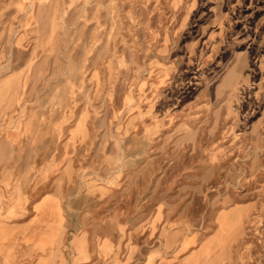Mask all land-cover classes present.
Masks as SVG:
<instances>
[{"label":"rangeland","instance_id":"1","mask_svg":"<svg viewBox=\"0 0 264 264\" xmlns=\"http://www.w3.org/2000/svg\"><path fill=\"white\" fill-rule=\"evenodd\" d=\"M12 77L0 264H264V0H0Z\"/></svg>","mask_w":264,"mask_h":264},{"label":"crops","instance_id":"2","mask_svg":"<svg viewBox=\"0 0 264 264\" xmlns=\"http://www.w3.org/2000/svg\"><path fill=\"white\" fill-rule=\"evenodd\" d=\"M12 83H13V85H0V88H2V90H4V93L2 95H0V96H2V97H0V100H3L8 95L10 89L13 88L14 85H18L17 81L14 77H12ZM40 200H37L36 202H39ZM34 218L35 217L33 216L30 223H28L24 228H22V229L20 228L19 232L24 230L25 228H29V227L31 228V227L38 226L39 222L37 221V219H34ZM63 223H64V221H63ZM63 223H62V225H63ZM61 230H62V228H61ZM90 230H91L90 227L88 228L85 225L84 228L82 229V232L79 233V235H81L82 241L86 240V249H87L86 254L80 253L78 248L76 247V245L71 243V250L73 251V255L71 256L72 257L71 259L74 263L78 262V264H88L91 262L92 258L93 259L95 258V259H97L96 264H102V238H100V240H99L96 236H92L90 234H87L90 232ZM59 248L61 251V255H58L54 259L53 262H55L57 264H65L64 260H66V264L69 263L67 260L66 254L63 251V247L61 246V241H60ZM60 261H62V262H60Z\"/></svg>","mask_w":264,"mask_h":264}]
</instances>
